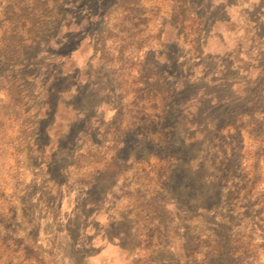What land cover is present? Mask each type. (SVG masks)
<instances>
[{
	"label": "rangeland",
	"instance_id": "rangeland-1",
	"mask_svg": "<svg viewBox=\"0 0 264 264\" xmlns=\"http://www.w3.org/2000/svg\"><path fill=\"white\" fill-rule=\"evenodd\" d=\"M185 1L111 0L106 20L87 28L91 41L77 49L80 31L64 33V65L52 61L53 45L45 49L52 56L31 62L29 81L12 64L0 66V264H264V233L249 224L264 219V204L249 210L244 203L238 213L230 207L235 190L264 183V132L244 129L243 149L231 130L233 137L222 133L224 144L196 140L189 151L178 144L195 131L180 126L174 134L173 120L156 127L164 103L145 90L161 47L172 83L220 97L217 121L229 105L251 108L258 86L264 89V0H195L204 8L213 3V16L224 20L208 39L209 24L191 16ZM90 2L76 0L75 23L85 6L96 7ZM196 39L207 41L202 59ZM183 71L194 78L182 79ZM61 73L71 79L60 91H72L48 97ZM225 78L231 84L209 82ZM257 117L264 121L263 113ZM214 154L215 169L208 163ZM234 155L243 160L230 188H205L215 208L198 211L190 169L203 167L199 186L215 185L223 160ZM176 170L182 178L168 183Z\"/></svg>",
	"mask_w": 264,
	"mask_h": 264
},
{
	"label": "trees",
	"instance_id": "trees-1",
	"mask_svg": "<svg viewBox=\"0 0 264 264\" xmlns=\"http://www.w3.org/2000/svg\"><path fill=\"white\" fill-rule=\"evenodd\" d=\"M110 1L111 0H91L90 4L94 3L92 6L96 5V7L93 9L89 5L85 6L83 21L75 23L73 17L77 9L75 4L76 0H0V30L3 31L0 40V66L3 63L12 64V68L24 71L26 73L24 75V81H29L31 78V75H28L30 74L29 71L35 67L31 62L38 60L41 56H52L50 55V51H45V49L51 48L53 45L58 47V53H54V57H51L52 61H58V63H63L64 65V63L70 58V55H66L65 57L60 54L64 44L62 40L64 33L74 30L80 31V42L76 47L77 49L82 42L91 41L93 36L89 33L87 28L93 25V22L95 21L106 20L107 13L113 8V6H110ZM185 3H187L188 6L190 5L194 7V13L192 11L190 12L191 16H199L200 20H204V24H209L207 25V39L214 32L216 25L224 22L221 18L213 16L214 10L217 9L213 3H210V5L205 8L202 3L199 6H196L195 0H186ZM225 8L226 6L224 5L220 12H227V9ZM165 26H168L170 29L177 32L176 27L170 22L166 23ZM201 27L202 25H200L199 28L201 29ZM46 28H49L50 31L56 32V34L50 36L47 35ZM176 36L177 37L174 41L180 42V35L177 33ZM202 41L203 40L201 39H196L194 41V44L197 47L196 54L199 55L200 59L206 56L205 46L207 41ZM37 47L38 51L30 55L28 51ZM160 51L161 47L154 52L156 78L151 77L153 78L152 81L146 78V82L148 83L145 90H148L150 94H153L155 98L162 100L164 103L163 112L159 115L160 122L154 124L156 127H163L166 121L169 123V121L172 122L173 120L175 128L174 134L178 132L180 126L186 130L188 129V131H195L193 137L182 139V142L178 144L180 147L189 151H194L197 146L196 140H203V143H212L219 139L224 144L228 136L222 135V133L227 131L229 137H233V135L230 134V131L234 130V136L238 139V146L240 149H243L244 138L242 132L244 129L253 125L258 133L264 132V121L257 117L260 113L264 114V89L261 85L258 86V90L256 89L257 98L251 108L248 107V104L230 106L229 102L231 101H229V104L227 103L229 106L225 110L226 112H224L225 114H223V117L217 121L223 110L220 106V97L216 93H208L206 87L187 86L182 80L172 83V79L168 75L164 76L165 73L162 72L164 67L169 66V59L164 54H161ZM208 60L216 61V59L211 56L208 57ZM176 63H178V60H176ZM225 68L226 69L224 70L230 69L229 67ZM153 71L154 70H152V72ZM183 75H185V71H183L182 76ZM208 76L209 75H207V78ZM66 77L69 78L70 76ZM66 77L64 76V73L60 74V79L55 80L53 83L54 87L52 86L47 90L48 97L53 93L59 94L60 92L72 91V87L65 89V91H63L64 89L60 91L62 84L68 79ZM183 78H189V80H192L194 75H188L186 78L183 76L182 79ZM199 81L203 80L200 79ZM209 82L212 85H218L217 87H220L221 83L226 82L231 84L232 80L229 78H225L222 81L212 79ZM160 94H162V96ZM243 95L244 93L241 94V96ZM80 97V94L76 92L74 99L79 100ZM205 103H207L209 109L205 107ZM204 121L206 123H203ZM204 128L205 131L203 130ZM209 131L211 133L210 136H206V132ZM173 145H175L174 147L176 148H180L178 145L176 146V144ZM161 149L164 150L163 148ZM165 153L167 154V151ZM233 157H226V159L223 160L220 168L222 170V175L215 185H207V183H205L199 186L196 179L197 177H200L203 167L193 166V168L190 169L191 177L190 174L189 177L191 179L193 178L192 182L196 185H194L193 190H195L197 194L196 209L198 211L203 213L206 209L215 208L214 195L211 193L213 190H219V192L222 193L224 188H230L229 182L235 177L234 174L237 162L243 160L240 159L241 157H239V155H234ZM219 158L220 154H214L212 155V158H210L211 160L208 161V163L212 164L213 169H215L214 166L218 165L217 162ZM161 160L164 161V158ZM172 167L177 169L180 166L172 165ZM169 173L170 176L168 177V183L172 180V177L174 181L176 180V176L179 178L182 176L177 170L176 172L170 171ZM258 182L259 179H257V181L255 180L251 189H248L246 186L244 189L235 190L232 194V196L235 197L231 198V201L235 203L230 206L234 213H238V207L244 203L248 204L249 210L257 205L264 204V183L258 184ZM205 188H212V190L208 193ZM258 188H260V190ZM258 213H264V208L258 210ZM260 220L261 222L253 221L249 224H252L251 230H260L263 234L264 219ZM247 227H249V225H247Z\"/></svg>",
	"mask_w": 264,
	"mask_h": 264
}]
</instances>
